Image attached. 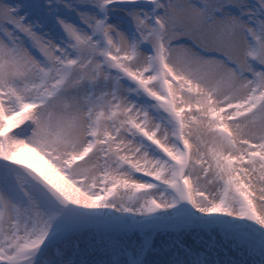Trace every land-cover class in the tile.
Instances as JSON below:
<instances>
[{
    "label": "snow or ice",
    "instance_id": "obj_1",
    "mask_svg": "<svg viewBox=\"0 0 264 264\" xmlns=\"http://www.w3.org/2000/svg\"><path fill=\"white\" fill-rule=\"evenodd\" d=\"M0 264H264V0H0Z\"/></svg>",
    "mask_w": 264,
    "mask_h": 264
}]
</instances>
